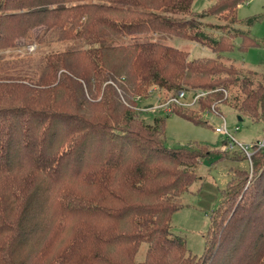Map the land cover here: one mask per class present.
Masks as SVG:
<instances>
[{
	"label": "trees",
	"instance_id": "trees-1",
	"mask_svg": "<svg viewBox=\"0 0 264 264\" xmlns=\"http://www.w3.org/2000/svg\"><path fill=\"white\" fill-rule=\"evenodd\" d=\"M245 1L218 0L204 13L235 18ZM177 2L193 0H0V49L40 26L88 46L43 56L38 76L0 77V264H264V149L254 148L250 180L238 171L223 190L204 252L193 256L171 216L197 179L196 162L212 153L167 148L165 121L143 125L133 109L150 83L172 94L226 91L201 99L199 110L223 106L238 89L237 114L264 123V75L253 87L231 67L157 42L105 44L157 32L207 45L201 33L187 35L194 20L168 13ZM235 37L210 40L211 51L230 50ZM194 113L172 109L203 124Z\"/></svg>",
	"mask_w": 264,
	"mask_h": 264
},
{
	"label": "rangeland",
	"instance_id": "rangeland-1",
	"mask_svg": "<svg viewBox=\"0 0 264 264\" xmlns=\"http://www.w3.org/2000/svg\"><path fill=\"white\" fill-rule=\"evenodd\" d=\"M217 1L193 0L187 7L177 2L174 6L177 11L168 12L176 19L194 20L196 27L192 28L189 34L186 30L187 35L192 37L201 33L208 37L207 45L184 36L170 33L157 34V32L109 37L106 38L105 44L120 46L149 41L157 42L187 53L190 60L212 59L221 63L225 68L231 67L235 73V76H231L233 79L247 75L251 79L252 86L256 87L264 75V0H246L241 3L236 10L235 18L224 13L221 16L207 15L206 11ZM200 15L204 16L200 17ZM239 32H243L250 41L238 36ZM58 33L55 29L47 30L44 26L36 27L30 30L25 38L16 39L15 47L0 49V77L5 79L26 75L38 76L41 70L40 60L43 56L87 49L88 46L79 40L60 41ZM230 36H237L233 39L230 50H224L222 53L211 51L210 40ZM79 69L78 67L77 70ZM225 76L222 75V77ZM146 86L148 87L147 96H140L139 103L133 107L138 120L146 126H153L155 119L164 120L162 141L167 148L189 150L204 148L203 154L205 151L212 153L196 162V167L192 171L197 179L190 186L189 194L176 199V203L182 207L171 216L172 233L184 240L191 255L200 257L205 249V237L208 233L211 212L219 206L223 190L226 189L229 181L235 178V173L238 171L247 172L250 180L252 167L245 159L246 156L238 150L228 152V154L222 153L221 149L226 138L214 132L215 127L222 125L220 119L210 117L211 124L197 125L177 115L166 116L160 112L158 104L171 95L174 89L166 91L151 83L143 88ZM186 87L189 88V86ZM227 92L228 101L218 107V111L226 118L230 133L237 141L244 144H252L263 139L264 123H255L244 115H238L235 104L230 102V98L239 94V90L229 89ZM154 106L155 109H153ZM194 114L201 121L199 113ZM235 128L238 130L234 132ZM220 153L223 154V158ZM219 219L221 215L218 214L216 216L217 225L220 222ZM146 247L145 244L140 247L136 257L137 261L143 260Z\"/></svg>",
	"mask_w": 264,
	"mask_h": 264
},
{
	"label": "built area",
	"instance_id": "built-area-1",
	"mask_svg": "<svg viewBox=\"0 0 264 264\" xmlns=\"http://www.w3.org/2000/svg\"><path fill=\"white\" fill-rule=\"evenodd\" d=\"M221 91L224 94V98L227 97L226 91L222 89H217L214 91H202V90H191L188 88H182L178 90L176 93L169 95L167 98L161 101L158 104V108L160 112L164 115L169 116L172 114L173 108H180L184 110H190L193 112H197L200 115L201 122L203 124L209 125L210 117H215L220 119L222 125L220 127H215L214 132L218 135H222L226 138L225 144L222 147L223 152H231L234 150H238L240 153L244 154L246 157L245 159L251 165V156L255 151L254 148L264 149V137L261 141L252 143V144H244L237 141L234 136L230 133L227 128L226 118L223 114H220L218 111V104L211 105L209 109L199 110V101L201 99L206 98L212 92ZM135 102L139 103V98H135ZM151 108V107H150ZM155 109V106L153 107ZM138 111V110H137ZM238 128H235L234 132L237 131ZM252 166V165H251Z\"/></svg>",
	"mask_w": 264,
	"mask_h": 264
}]
</instances>
